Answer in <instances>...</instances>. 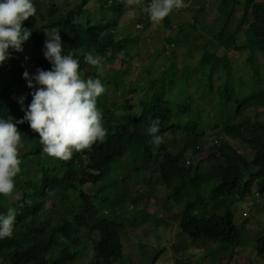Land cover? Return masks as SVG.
Returning <instances> with one entry per match:
<instances>
[{"label": "trees", "instance_id": "trees-1", "mask_svg": "<svg viewBox=\"0 0 264 264\" xmlns=\"http://www.w3.org/2000/svg\"><path fill=\"white\" fill-rule=\"evenodd\" d=\"M90 1L61 6L55 0H33L36 14L22 25L31 36L22 52H12V58L0 66V118L16 121L25 114L20 98L26 97V109L34 90L27 87L23 73L51 68L42 52L45 30L60 31L64 52L79 59V71L87 79L98 76L96 68L85 61L89 53L101 57L102 63H121L113 75L99 77L106 87L97 101L108 130L103 143L74 151L65 161L43 152L39 134L28 122L17 124L22 142L31 145L32 151L21 157L22 172L13 194L0 195V213L6 214L10 207L18 213L12 238L0 239V264H78L88 255L87 242L92 252L89 264H140L125 254L122 239L127 225L100 215L102 211L110 215L109 209H116L111 200L119 189L111 193L108 186L97 187L94 193L83 190L104 181L124 159L137 172L149 169L137 164L156 162L159 177L155 183L172 191L176 202H186L179 222L181 232L207 248L208 257L221 255L214 264L232 262L242 242L233 206L249 198L254 186L259 192L256 195L264 196V120L247 115L264 108V0H221L216 20L202 28V35L195 33L192 25L189 32L180 27L179 36L169 42H182L191 54L200 51L198 64L180 66L162 53L169 64L159 68L161 75L156 79L146 69L147 82L141 89L144 97L138 101L139 113L133 115H119L120 106L110 98L112 88L128 89L126 79L133 61L132 39L118 38L117 32L125 4L107 7V0H99L98 10L104 18L94 24L84 17ZM206 7L207 3L195 16V23L200 22ZM108 13L112 14L109 18ZM170 14L162 22L166 30L174 31ZM145 22L148 27L150 22ZM205 37L204 44H196ZM232 51L247 54L243 74L248 76L235 74L238 70L229 56ZM120 52L124 58L118 57ZM201 84L209 90H201ZM180 86L186 88L185 95ZM218 87L222 100L214 106L208 95ZM206 99L214 107L207 109ZM157 117L160 134L172 137L171 144L151 143L147 128ZM210 131L239 141L242 149L220 141L216 142L217 152L207 150L204 145ZM151 185L152 181H147L146 186ZM154 194L125 193L118 207L137 206ZM255 250L264 256V234L257 239Z\"/></svg>", "mask_w": 264, "mask_h": 264}, {"label": "rangeland", "instance_id": "rangeland-1", "mask_svg": "<svg viewBox=\"0 0 264 264\" xmlns=\"http://www.w3.org/2000/svg\"><path fill=\"white\" fill-rule=\"evenodd\" d=\"M64 1L57 0L59 5H64ZM220 1L193 0L186 3L185 7L178 12H172L170 18L175 28L174 31L166 30L163 22L156 24L149 20V16L143 11V8L150 3V0H143L141 6H126L124 2L125 7L117 32L118 38L128 37L132 39L130 46L132 47L131 54L133 61L131 69L129 68L131 73L126 79L128 89L116 91L112 88L110 90L111 100L120 106L119 115L139 113L138 101L144 97V91L141 89L147 82L146 69L151 70L153 72L152 77L156 79L161 75V72H158L159 68H162L161 66L165 64L166 66L169 64L167 62L169 60L162 53L166 52V56L171 57V61L176 62L180 66L186 64L195 66L198 64V59L201 55L200 51L191 54L182 42L174 41L171 44L169 40L179 36L178 30L180 27L186 28V32H189L190 25L196 28L195 33L202 35V28H207L205 27L207 24L212 25L214 20H216L218 16L217 8L219 7ZM81 2L82 0H74L71 1V4L76 5ZM206 3L205 13L200 15V22L195 23V16L199 14V11ZM97 4H99V0L90 1L84 12L86 21L87 18H90L92 23L95 24L103 20L104 17L101 11L98 10L99 5L97 7ZM104 15L107 16V14ZM111 16L112 14L108 13V18ZM145 21L150 22L148 27H146ZM138 24L143 25L144 28L142 30L138 29ZM207 39L205 37L204 40H199L196 44H204ZM188 41L189 44L193 43L192 37H189ZM190 45L192 46L194 44ZM219 54L223 55V51H220ZM229 56L234 59L235 70H238L235 74L248 76L249 73L243 74L244 68L247 65V54L232 51L229 53ZM102 64L104 66L103 73L108 76L113 75L114 71L121 69V63L119 62L113 65L107 63ZM80 74L82 78L87 79L84 72H80ZM219 87L211 95H208L210 101L212 100L214 102V106L222 100ZM200 88L201 90H206V92L209 90L208 88H204L202 84ZM179 91L183 95L187 93L186 88L182 86L179 87ZM193 91L195 92V89ZM214 106L209 104L207 109ZM247 115L252 118L264 120V108L251 110ZM164 141L171 144L173 138L165 137ZM220 141H226L236 146L239 150L242 149L239 141L228 139L223 135H216L212 131L208 133L204 147L209 151L217 152V146L219 144L216 142ZM22 143L21 157L28 155L32 151L31 145L29 146L25 142ZM155 154L161 158L159 153ZM155 163L137 164L138 167L149 166L147 171H141V173L134 171L128 165V159H124L118 168H115L104 181H101L96 187L86 185L83 190L87 193H94L97 187L108 186L111 187L108 191L111 193V190L119 189V191L113 192L111 200V203L117 206L116 209H109L111 211L110 215L108 214L109 212L103 211L100 215L127 225L128 230L122 241L128 260L140 264H214L221 255L215 254L214 256L208 257L207 248L181 232L179 222L186 202L182 199L176 202L174 197H171L172 191L170 192L165 186L155 183V180L159 177L155 173L157 171ZM147 179L152 181V185L149 188L146 186L147 181H149ZM151 191L155 192L151 199L144 200L141 204L134 207L119 208V205L125 197V193L136 195L138 193H150ZM257 193L259 194L257 188L254 186L249 198L233 206L235 224L242 229V242L236 250L235 259L232 262H225L224 264H264V256H258L255 250L257 239L264 234V196L261 194L258 196L256 195ZM51 203H53V200L48 203V209L52 207ZM210 204L211 206L214 205L213 202ZM99 210H101V207ZM93 238L95 239L96 237L94 236ZM87 245H89L88 255L84 259H81L78 264H89L91 260V243L89 244L87 242ZM159 252H162V254L155 260Z\"/></svg>", "mask_w": 264, "mask_h": 264}, {"label": "clouds", "instance_id": "clouds-1", "mask_svg": "<svg viewBox=\"0 0 264 264\" xmlns=\"http://www.w3.org/2000/svg\"><path fill=\"white\" fill-rule=\"evenodd\" d=\"M126 6H141L143 0H125ZM185 7L184 0H150L143 8L149 19L156 24L174 10ZM33 0H0V66L12 58V52H22L31 31L23 22L36 14ZM46 39L42 49L50 70L36 69L35 73H23L31 92V102L23 107L26 97L19 103L24 117L12 121L0 118V195L10 196L16 186V178L22 172L21 132L17 124L28 122L39 134L43 152L50 157L69 160L73 152L90 149L93 144L103 143L108 135L102 111L97 107L98 98L106 92L100 76L104 71L102 58L89 53L85 61L94 66L97 78L84 79L79 68L80 61L72 53L64 52L60 31L45 30ZM124 58V53L117 54ZM151 143L160 145L164 137L160 134V119H152L147 128ZM17 210L8 208L0 213V239L12 238Z\"/></svg>", "mask_w": 264, "mask_h": 264}, {"label": "built area", "instance_id": "built-area-1", "mask_svg": "<svg viewBox=\"0 0 264 264\" xmlns=\"http://www.w3.org/2000/svg\"><path fill=\"white\" fill-rule=\"evenodd\" d=\"M124 2H125V0H107V7H111L113 5H121ZM137 28L142 30L143 26L138 24ZM244 216H246V215H244Z\"/></svg>", "mask_w": 264, "mask_h": 264}, {"label": "crops", "instance_id": "crops-1", "mask_svg": "<svg viewBox=\"0 0 264 264\" xmlns=\"http://www.w3.org/2000/svg\"><path fill=\"white\" fill-rule=\"evenodd\" d=\"M57 1V0H56ZM71 1H74V0H65L64 2L65 3H63L64 5H71V6H73L72 4H71ZM58 3V2H57ZM59 4V3H58ZM64 5H61V6H64ZM98 5L99 4H97V7H98ZM143 26V25H142ZM143 28H144V26H143Z\"/></svg>", "mask_w": 264, "mask_h": 264}]
</instances>
